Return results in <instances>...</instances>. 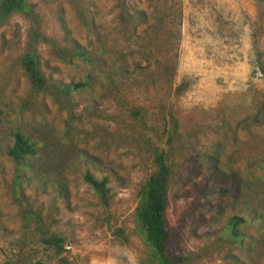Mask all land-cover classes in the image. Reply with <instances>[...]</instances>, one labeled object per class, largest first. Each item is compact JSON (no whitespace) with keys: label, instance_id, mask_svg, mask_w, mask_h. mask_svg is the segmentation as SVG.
<instances>
[{"label":"rangeland","instance_id":"obj_1","mask_svg":"<svg viewBox=\"0 0 264 264\" xmlns=\"http://www.w3.org/2000/svg\"><path fill=\"white\" fill-rule=\"evenodd\" d=\"M27 1L32 16L0 27V264H147L134 212L161 153L170 251L264 264V0ZM71 41L93 60H64ZM30 45L51 83L91 75V89H33ZM16 131L38 147L20 192ZM88 172L108 179L107 205Z\"/></svg>","mask_w":264,"mask_h":264},{"label":"trees","instance_id":"obj_2","mask_svg":"<svg viewBox=\"0 0 264 264\" xmlns=\"http://www.w3.org/2000/svg\"><path fill=\"white\" fill-rule=\"evenodd\" d=\"M13 14H21L30 17L34 14V6L27 0H0V27L6 24ZM64 60L78 58L90 63L93 55L74 41H71L70 50L64 55ZM21 69L29 79L33 89L37 91L52 88L56 93L70 97L72 93L80 90L91 89L93 78L88 75L84 81L69 83H51L42 73L40 59L33 45H30L19 60ZM12 141L6 148V155L15 164V189L22 190V183L28 177L27 173L34 172V158L37 156L38 147L35 141L25 135L22 131L11 133ZM156 165L155 172L148 178L141 187L138 195V202L134 212L135 232L142 239L146 249L147 264H183L185 258L173 254L170 251V233L167 229L166 209L168 204V189L171 177V170L167 164L164 154H158L154 158ZM264 179V163L261 165ZM85 182L95 192L102 203L108 204L107 188L108 179H96L89 172L84 176ZM59 186L62 183H58ZM17 190V189H16ZM62 190V189H60ZM222 192L216 189L213 192ZM225 192V191H223ZM243 221L242 218L234 217L229 221V231L233 237H237V226ZM43 242L61 251L62 239L50 235L43 239Z\"/></svg>","mask_w":264,"mask_h":264}]
</instances>
